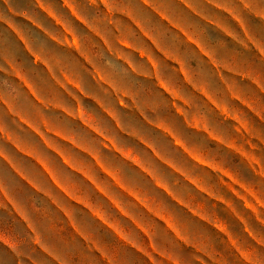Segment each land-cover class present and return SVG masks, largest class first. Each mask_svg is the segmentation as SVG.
<instances>
[{
	"label": "clouds",
	"instance_id": "clouds-1",
	"mask_svg": "<svg viewBox=\"0 0 264 264\" xmlns=\"http://www.w3.org/2000/svg\"><path fill=\"white\" fill-rule=\"evenodd\" d=\"M66 2L76 9L79 19L72 15ZM47 8H51L54 15H49ZM233 16H240L241 21L233 20ZM204 17L209 21L215 17L227 20L239 39L230 37ZM129 21L141 31L138 32ZM244 21L248 22L247 33L241 27ZM170 24L178 25L196 43H182L178 38L180 34ZM65 26L71 34L65 31ZM261 26H264V0H0V105L4 106L0 108V137L13 134L16 143L47 162L57 180L75 196L88 200L110 221L118 216L107 201L96 195L90 184L65 166L38 136L29 134L24 126L41 130L65 152L73 165H88L89 174L96 177L105 190L149 231H153L155 225L149 240L134 225L122 221L128 240L134 243L114 257V249L120 246L116 234L61 194L34 159L22 155L9 144L0 143V210L7 213L6 217L0 216V245L12 253L16 264H109L99 251H94L96 244L105 248V255L111 258L110 264H139L133 251L137 245H144L149 251L154 245L159 252L165 253L164 257L159 252L153 253V259L160 264H199V248L205 245V234L213 237L209 231L212 228L155 189V185L133 166L132 160H125L115 151H107L104 143L109 141L121 152H131L133 158H138L145 168L183 199L188 198L185 189L193 192L195 189L170 167L155 159L144 144L151 145L164 160L193 177H199L205 170L196 167L170 137L165 138L161 126L169 129L188 148L197 150L209 163L226 169L237 168L222 151L219 142H213L206 134L195 133L183 123V118L170 114L165 88L181 98L188 120L195 117L200 120L201 128L228 139L223 128L218 127V121L223 117L210 115L194 97L191 87H181L171 66H165L157 56H153L154 64L148 61L147 57L152 53L141 32L147 34L176 66L188 73L196 89L231 110V94H225L227 90L209 62L226 70L225 75L231 80L229 73L247 71L234 60V54L244 53L250 59L245 45L251 44L259 58L257 63H264V34L256 31ZM214 32L221 33L224 38L214 36ZM93 34L107 48L98 47L91 39ZM55 36L60 40L74 39L79 51L87 56L91 69L84 68L75 54L69 55L67 45L61 46L53 39ZM97 72L103 80H99ZM53 75L64 85L71 81L67 94L51 86ZM22 84L31 85L40 103L35 102L29 89ZM244 84V80L237 78L239 87L234 90L239 92ZM120 101L134 107L140 118H131V113L119 106ZM98 105L109 115L105 116ZM9 115L15 119H9ZM243 119L241 116L240 120ZM81 120H88L103 139L80 126ZM229 123L235 130L239 120H230ZM57 134L90 153L98 154L105 166L131 191L149 199L157 198V203L162 199L164 214L171 216L180 236L137 208L133 201L113 187L107 177L100 176L94 161L57 139ZM212 176L210 184L217 180L214 173ZM48 193L51 195H46ZM213 203V200L207 201L209 213L213 210ZM73 224L80 233L90 236L92 243L82 236L73 237ZM185 248L193 249L194 254L186 257ZM260 260L259 255H254L250 264H259ZM145 261L152 264L147 258ZM0 264H12V261L0 255Z\"/></svg>",
	"mask_w": 264,
	"mask_h": 264
},
{
	"label": "crops",
	"instance_id": "crops-1",
	"mask_svg": "<svg viewBox=\"0 0 264 264\" xmlns=\"http://www.w3.org/2000/svg\"><path fill=\"white\" fill-rule=\"evenodd\" d=\"M177 2H180V0H177ZM66 7L71 10L74 17L79 19L76 9L70 2H66ZM46 11L49 12V15H54L51 8H47ZM228 11L231 12V9ZM163 19L167 20V17H163ZM204 19L208 22L214 23L215 26L222 28L230 37L237 40L239 39L236 33H234L229 27L227 20L220 17H215L212 21H209L207 17H204ZM232 19L237 22L241 21L240 16H233ZM57 23H60L59 19H57ZM247 23V21H244L241 24V27L246 33L249 31ZM129 24L136 28L138 32L141 31L137 25L132 23V21H129ZM170 26L174 31H177L180 34L178 38L182 43L185 41L189 45L196 43L192 40L191 36L183 32L178 25L170 24ZM65 31L71 34L70 29L67 28V26H65ZM256 31L260 34H264V26L256 29ZM141 34L144 36L147 46L151 49L152 55L147 57L148 61L154 64L155 61L153 60V56H157L165 66H171L175 72V78L178 80L181 87H191L193 89L194 97L203 104L204 108L210 115L214 117H223V120L218 121V127L223 128L224 134L228 139H222L221 136L216 135L207 128H201L200 120L195 117L193 120H188L185 108L181 106V98L175 92H171L165 88L164 94L166 96V103L170 114L178 118H183V123L186 124L190 130H194L195 133L206 134L213 142H219L222 151L233 162V164L237 166V168L226 169L219 165L209 163V161L200 155L197 150L188 148L179 139L172 135L169 129L161 126L160 130L162 131V135L165 138L170 137L175 142V146L180 149L196 167L205 170L199 177H193L184 170L175 167L170 161L164 160L158 152L152 149L151 145L144 144L146 148L152 151L155 159L159 160L166 167H170L177 176L181 177L187 184L195 189V192L190 189H185V191L188 192V198L183 199L178 197L176 193L168 188L167 185L163 184L159 178L155 177L147 168H145L138 158H133L131 152L123 153L120 149L116 148L114 143L109 141L104 143V148L107 151H115L123 156L125 160H132L133 166L139 170V173L142 174L145 179L150 180L152 184L155 185V189L166 194L169 199L180 208L186 210V212L191 214L193 218L212 228L209 229V231L212 233L213 237H209L205 234L203 237L205 245L203 248H199V264H250V259L254 255H259L261 257L259 264H264V201L258 200L259 203L257 204L256 199L251 202L252 200L250 198L245 199L243 196L241 197L240 189L241 173L243 171L248 175V178L245 180L251 182L249 183L247 181V185H260L264 183V63H257L259 58L255 55L251 44L245 45L250 59H247L244 53L234 54V60L245 67L247 71L229 73L228 75L231 77V80L226 77V70L221 69L214 62H209V66L215 70V74L218 76L219 81L227 90L225 94H231L233 107L229 110V108L217 104L215 99L203 93L202 90L196 89L192 85L188 73L176 66L174 61H172L147 34L142 32ZM49 35L51 34L49 33ZM213 35L224 38L221 33L214 32ZM53 39L61 46L67 45L68 54H75L76 59L84 68L91 69L87 56L79 51V45L74 39L60 40L58 36L53 37ZM91 39H93L98 47L107 48V45H105L104 42L94 34ZM197 47L199 46L197 45ZM37 60H39V57H37ZM96 76L99 80H103V77L100 76L98 72L96 73ZM237 78L245 81L244 86L240 87L239 92L234 90L236 87H239L237 85ZM65 79H67V77ZM52 81L53 83L51 86L65 94H67V89L72 86L71 81L68 82V85H64L54 75L52 76ZM21 86H26L29 89V94L33 97L35 102L40 103L39 97L35 96V93L32 92L31 85L22 84ZM119 106L126 112L131 113V118H140V114L137 113L136 109L128 102L120 101ZM3 107V105H0V108ZM98 107L104 112L105 116L109 115L108 112L104 111L102 106L98 105ZM233 113H238L239 115H233ZM66 115L71 119L70 114L66 113ZM241 116L245 119L240 120ZM8 118L15 119V117L11 115H9ZM230 120H239V125L235 130H233L232 124L229 123ZM79 124L82 127H86L91 134L100 136L101 139H103L99 131L90 126L88 120H81ZM225 125L227 126L225 127ZM116 126L119 127L118 125ZM24 127L29 134L38 136L41 143L50 151H53L56 156L63 161L65 166L70 168L77 176L82 177L86 184H90L95 189L96 195L107 201L108 205L111 206V209L118 213V216L110 221L101 212L93 208L88 200L75 196L73 191H70L57 180L56 175L52 169L49 168L47 162L37 157L35 152L26 151L22 145L17 144L16 138L13 134L0 137V143L9 144L22 155L27 156L29 159H34L36 165L48 176L61 194L67 197L73 204L87 210L93 218H98L103 225H105L111 232L115 233L120 241V246L114 249V257L121 255L124 249L130 247L131 244L134 243V241L128 240L126 229L122 221L131 223L140 233L143 234V236L151 240L155 225L152 226L153 231H149V228L145 227L144 223H141L140 220L123 208L120 202L105 190L103 184L99 183L96 177L89 174L87 170L88 165L76 167L73 165L72 161L65 156V152L49 140L44 132L39 129H34L31 125H25ZM49 134H51V132H49ZM57 139L62 140L63 143L71 145L76 151L82 152L85 156H88L90 160L94 161L96 171L101 177H107L108 180L111 181L113 187L123 193L129 200L133 201L137 208L141 209L154 220L166 224L167 229L174 232L177 237L180 236L171 216L164 214V203L162 199L157 203V198L149 199L147 196L142 197L140 193L131 191L121 183V180L117 175L105 166L98 154L88 152L82 146L74 144L69 138L60 137L59 134H57ZM137 142L142 143L143 141ZM212 146L215 147V145ZM8 163L11 167L15 168L10 161H8ZM212 173H214L217 178L216 183L214 184H210V181L213 179ZM179 183L180 181L177 180L178 185ZM75 188L76 186H74V189ZM248 191L249 193L251 192L250 190ZM46 195L50 196L51 194L48 193ZM202 197H205L206 199L202 200ZM208 200L214 201L211 213L208 211ZM53 202L58 203L55 200H53ZM0 203H2V201H0ZM216 209L219 210L220 215L217 214ZM221 209H223V211ZM67 214L69 217L71 216L70 212ZM0 216L6 217L7 213L0 210ZM72 227L74 228V231L72 232L73 237L82 236L88 240L89 243H92V238L90 236L80 233L79 229L76 228L74 224ZM210 240L212 242H209ZM220 240H222L223 243H220ZM94 251H99L102 258L109 261L110 264L111 258L105 255V248L96 244ZM133 251L136 254L139 264H146L145 258L151 260L152 264H160L159 261L153 259V253L159 252V249L155 248L154 245L151 247V251H149V248L144 245H137ZM159 254L161 257L166 255L163 252H159ZM193 254V249H184V255L186 257H191ZM0 255H4L7 259L12 261V264H16L15 257H13L12 253L2 245H0ZM196 264H198V262H196Z\"/></svg>",
	"mask_w": 264,
	"mask_h": 264
},
{
	"label": "rangeland",
	"instance_id": "rangeland-1",
	"mask_svg": "<svg viewBox=\"0 0 264 264\" xmlns=\"http://www.w3.org/2000/svg\"><path fill=\"white\" fill-rule=\"evenodd\" d=\"M248 178V175L243 171L241 173V197L243 196L245 199L250 198L253 202L257 199V204L259 203L258 200L264 201V183L260 185H247V181L245 179ZM250 190L251 192L249 193Z\"/></svg>",
	"mask_w": 264,
	"mask_h": 264
}]
</instances>
